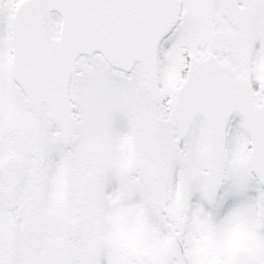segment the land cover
Returning <instances> with one entry per match:
<instances>
[{
	"label": "rangeland",
	"instance_id": "1",
	"mask_svg": "<svg viewBox=\"0 0 264 264\" xmlns=\"http://www.w3.org/2000/svg\"><path fill=\"white\" fill-rule=\"evenodd\" d=\"M18 1L6 0L0 20L1 100L6 118L14 111L21 143L27 144L33 119L25 98L10 83L6 60L9 18ZM231 4L235 28L222 18L219 2L211 8L209 0H182L180 23L159 49L158 106L169 110L172 105L182 51L196 58L229 56L235 74L255 86V101L264 97V0ZM209 22L220 28L213 30ZM58 24V16L52 15L54 37ZM69 96L78 120L72 115L76 165L89 181L94 215L83 226L84 242L74 264H175L174 233L191 264H264V191L253 178L249 139L239 116L227 131L223 186L213 197L204 122L197 119L189 137L180 140L156 111L139 66L126 75L99 55L82 57ZM42 124L44 142L52 151L48 168L63 180L66 166L62 159L52 160L60 156L58 134L47 116ZM46 238L44 228L22 227L20 264H41Z\"/></svg>",
	"mask_w": 264,
	"mask_h": 264
},
{
	"label": "water",
	"instance_id": "2",
	"mask_svg": "<svg viewBox=\"0 0 264 264\" xmlns=\"http://www.w3.org/2000/svg\"><path fill=\"white\" fill-rule=\"evenodd\" d=\"M220 1L223 16L235 27L230 0ZM1 5L2 0L0 9ZM52 12L61 17L57 39L50 35ZM179 13V0L22 2L11 20L13 73L35 119L36 110L46 105L48 118L60 131L62 144H70L68 84L77 58L94 53H100L113 67L125 72L136 62L141 63L149 94L158 102L156 51L161 39L178 21ZM235 113L241 115L249 134L253 172L264 188V99L256 106L248 81L235 79L229 68L217 65L214 56L201 62L191 59L189 75L177 90L169 118L182 139L189 134L197 116L205 120L214 194L221 187L225 133ZM35 134L39 136L40 126L35 128ZM10 176L13 177L12 173ZM173 256L177 264H189L177 235ZM70 261L71 255L64 264Z\"/></svg>",
	"mask_w": 264,
	"mask_h": 264
},
{
	"label": "flooded vegetation",
	"instance_id": "3",
	"mask_svg": "<svg viewBox=\"0 0 264 264\" xmlns=\"http://www.w3.org/2000/svg\"><path fill=\"white\" fill-rule=\"evenodd\" d=\"M3 61L6 62L5 59ZM1 78L0 50V264L1 258L7 264L9 234L13 233L17 242L16 264H20L22 227L46 229L48 238L43 240V248L49 244L48 250H53L58 240L69 234L66 227L71 222L75 223L79 235L73 242L76 258L84 242L83 226L94 217L87 187L89 181L76 165L79 152L69 148L57 151L60 156L52 160L62 159L66 166L65 178L59 180L58 172L48 168L52 151L45 144L44 136L39 146L35 145L33 134L28 144H22V136L19 137V129L14 121V111L10 110L5 117ZM45 112L43 108L42 116ZM6 159H12L16 175L18 173L16 181H8L10 170L5 164ZM9 184H14L12 197L8 193Z\"/></svg>",
	"mask_w": 264,
	"mask_h": 264
}]
</instances>
